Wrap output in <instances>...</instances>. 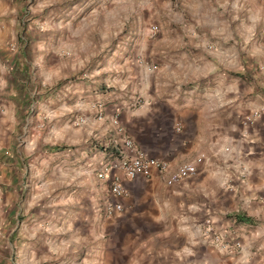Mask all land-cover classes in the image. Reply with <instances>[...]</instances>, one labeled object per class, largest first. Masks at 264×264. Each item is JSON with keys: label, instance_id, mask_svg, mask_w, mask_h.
Listing matches in <instances>:
<instances>
[{"label": "crops", "instance_id": "1", "mask_svg": "<svg viewBox=\"0 0 264 264\" xmlns=\"http://www.w3.org/2000/svg\"><path fill=\"white\" fill-rule=\"evenodd\" d=\"M20 3L26 1L0 0V92L7 83L12 88L9 98H0V210L10 208L13 217H21L20 236L11 244L16 261L243 264L251 249L261 252L264 111L252 122L248 118L264 110V58L252 63L251 29L243 33L242 48L249 55L243 86L226 74L230 68L218 67L210 94L203 95L197 82L187 87L202 78L187 50L169 55L156 73L150 54L137 51L144 65L124 61L116 68L119 80L108 81L101 91L85 87L87 95L77 103L70 95L60 98L53 86L68 62L47 38L7 49L10 38L23 40L20 20L12 16ZM226 6L235 7L236 1L217 0L219 17ZM230 13L226 21H213L218 56L236 53ZM35 45L36 52L30 49ZM259 52L264 54V43ZM18 70L27 84L15 78ZM73 88L67 86L71 96ZM79 118L83 124H76ZM115 120L122 137L166 161L170 171L201 157L198 175L172 188L157 173L123 179L125 194L116 200L122 212L106 218L107 184L97 174L123 148ZM206 221L223 243L233 246L234 237L240 238L241 250L227 252L214 244ZM256 264H264V257Z\"/></svg>", "mask_w": 264, "mask_h": 264}, {"label": "rangeland", "instance_id": "2", "mask_svg": "<svg viewBox=\"0 0 264 264\" xmlns=\"http://www.w3.org/2000/svg\"><path fill=\"white\" fill-rule=\"evenodd\" d=\"M25 1L12 13V16L16 15L18 22L20 20L17 25L23 40L10 38L7 49L12 52L20 47L21 42V47L29 46L34 38H47V43L59 48L61 59L68 62V69L61 72L53 86L60 90V98L70 95V98H79L77 103L81 101L80 98L86 97L85 87L101 91V87H106L108 81L119 80L120 72L116 68L122 66L124 61L127 66L132 63L144 65V58L138 56L137 51L150 54L151 61L153 60L150 70L156 73L167 62L169 55L176 58L179 55L177 50H187L184 51L186 56L194 60L192 62L196 63V67L200 66L202 73V78L189 83L187 87L197 82L203 95L210 94L218 67L219 70L223 67L230 68L229 73L225 70L226 74L241 86L244 85L246 72L243 67L249 55L242 47L243 33L248 28L252 31V63L258 64L264 58V54L259 52L264 43V0H231L236 1V6H226L224 17H219L218 12H215L217 0ZM199 2H202L201 10ZM227 11H231L228 19L231 32L237 34L234 35L235 44L232 45L236 53L235 56H218V40L214 37L216 33L213 21L219 18L226 21ZM153 27H156L155 33H151ZM35 48L36 45L30 47L33 51ZM32 59L35 61V58ZM15 73V78L21 83H28L22 70ZM69 85L74 86V96L67 92ZM31 88L34 90L35 87ZM11 89L7 83L0 92V98H9ZM37 96L36 92L32 97ZM4 153L5 151L2 156H6ZM30 157L34 155L31 154ZM5 209L1 207L0 210V264H19L15 257L17 250L12 249L11 244L20 236L16 221L21 220V217H13L10 208L9 212ZM233 243L235 245L232 250L240 251L241 239L234 237ZM259 250L262 251L251 249L250 256L244 259L243 264H256L260 256L264 257V249ZM226 251L229 252V249ZM43 264H55V261ZM206 264L217 263L211 261Z\"/></svg>", "mask_w": 264, "mask_h": 264}, {"label": "built area", "instance_id": "3", "mask_svg": "<svg viewBox=\"0 0 264 264\" xmlns=\"http://www.w3.org/2000/svg\"><path fill=\"white\" fill-rule=\"evenodd\" d=\"M156 27L151 28V33H155ZM153 69L155 67H152ZM263 109L257 110L253 113L251 118H248L249 122L261 117ZM76 124H83L84 118H79L75 121ZM114 124L117 128V133L121 136L122 150L118 152L117 158L110 163L102 164L100 172L97 174L98 179L104 180L107 184L108 199L102 206V214L106 218H111L117 213L122 212V205L117 203L116 200L120 199L125 194V188L123 187L124 180H134L137 177L149 178L152 174L157 173L164 176L165 186L172 188L183 181L190 180L198 175L199 167L202 164V158H196L191 162L184 163L176 168L174 171H170L169 164L159 158L151 157L145 152L136 149L130 139L122 137L124 130L118 125L115 120ZM207 237L214 234L212 223L205 222ZM214 244L219 245L220 248L230 250L238 242H235L233 246L225 244L218 239V236L211 235L209 237Z\"/></svg>", "mask_w": 264, "mask_h": 264}, {"label": "trees", "instance_id": "4", "mask_svg": "<svg viewBox=\"0 0 264 264\" xmlns=\"http://www.w3.org/2000/svg\"><path fill=\"white\" fill-rule=\"evenodd\" d=\"M241 221H243L244 219H240Z\"/></svg>", "mask_w": 264, "mask_h": 264}]
</instances>
